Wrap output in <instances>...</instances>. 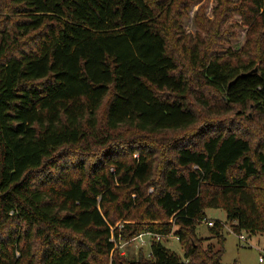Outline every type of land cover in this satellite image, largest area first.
<instances>
[{"label":"trees","instance_id":"1","mask_svg":"<svg viewBox=\"0 0 264 264\" xmlns=\"http://www.w3.org/2000/svg\"><path fill=\"white\" fill-rule=\"evenodd\" d=\"M195 1L0 0V264H225L224 224L264 233V0L191 33ZM148 231L183 256L119 254Z\"/></svg>","mask_w":264,"mask_h":264},{"label":"rangeland","instance_id":"2","mask_svg":"<svg viewBox=\"0 0 264 264\" xmlns=\"http://www.w3.org/2000/svg\"><path fill=\"white\" fill-rule=\"evenodd\" d=\"M205 2L207 3L208 15L213 16V8L217 4V0H196L189 11V15L184 19V26L191 33H195L197 31L194 21L195 12L200 5ZM236 19L239 18L236 16ZM244 32L243 28H239L238 37L232 40L231 45L234 48H241L239 44L243 41ZM202 35L206 36V33L202 31ZM219 123L221 124L223 122ZM206 214L208 219L221 221L227 220V213L223 208H208L206 210ZM196 231L199 237L206 239L204 242L205 245L213 244L215 249L219 247L217 237L214 236L206 222L201 221L197 226ZM224 234L226 236V243L222 261L225 264H231L234 262H237L238 264H264V261H260V257L264 255V233L259 232L249 235L248 233L243 232L249 241L240 240L238 233L234 232L233 227L228 222L224 226ZM137 237H132L128 240L122 238L120 239L118 249L119 254L122 257L135 259L138 258L141 253H144L147 256L150 255V247L153 238L145 236L147 241L141 242ZM163 243L179 255L183 256L184 249L177 236L173 234L166 236V238H163Z\"/></svg>","mask_w":264,"mask_h":264},{"label":"built area","instance_id":"3","mask_svg":"<svg viewBox=\"0 0 264 264\" xmlns=\"http://www.w3.org/2000/svg\"><path fill=\"white\" fill-rule=\"evenodd\" d=\"M204 222H206L209 227L215 226V224H216V220L215 219H208L207 217L204 219ZM224 226H225V224H224ZM170 235H172V234H170ZM170 235H167V236H170ZM145 236L151 237V238L156 239V240H163V238H166V235L159 234V233H153V232H150V231L141 233L137 238H139V240L141 242H145V241H147ZM238 236H239L240 240L249 241L248 238L243 234V232L239 233ZM260 261H264V255H262L260 257Z\"/></svg>","mask_w":264,"mask_h":264}]
</instances>
